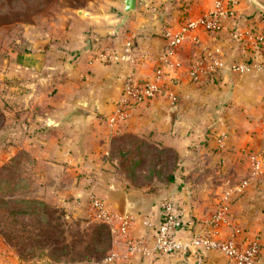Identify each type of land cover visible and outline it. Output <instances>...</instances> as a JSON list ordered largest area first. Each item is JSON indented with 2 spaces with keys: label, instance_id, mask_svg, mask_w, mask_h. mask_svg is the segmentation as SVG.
Masks as SVG:
<instances>
[{
  "label": "crops",
  "instance_id": "1",
  "mask_svg": "<svg viewBox=\"0 0 264 264\" xmlns=\"http://www.w3.org/2000/svg\"><path fill=\"white\" fill-rule=\"evenodd\" d=\"M123 1L96 0L94 11L78 12L68 26L75 35L63 42L67 51L52 50L50 43L39 48L31 38L34 44L27 48L6 52L0 33V167L25 152L34 167L33 195L62 209L66 218L85 216L81 210H87L91 196L114 215L130 216L126 238L106 225L110 252L123 256L115 264H191L193 259L176 255H129L125 242L151 244L160 223L159 204L166 198H177L192 235L207 225L224 192L238 190L230 226L219 229L227 235L237 228L256 237L263 249L257 264H264V75L231 69L256 56L249 36L264 35V0H240L220 32H192L170 58L163 32H176L214 0H136L134 12L117 30ZM86 42L91 48L81 52ZM102 49L128 50L132 61L92 63ZM62 53L64 58L56 59ZM166 59L179 68L161 96L133 108L125 125L112 130L106 119L123 78L150 77ZM193 66L196 80L189 74ZM148 149L172 154L169 183L166 176L164 184L154 185L139 156ZM252 158L260 162L257 172ZM131 165L138 168L128 169ZM233 177L240 183L229 186ZM141 180L147 183H135ZM202 256L207 264H223L216 253Z\"/></svg>",
  "mask_w": 264,
  "mask_h": 264
},
{
  "label": "built area",
  "instance_id": "2",
  "mask_svg": "<svg viewBox=\"0 0 264 264\" xmlns=\"http://www.w3.org/2000/svg\"><path fill=\"white\" fill-rule=\"evenodd\" d=\"M240 0H214L210 9L199 17L187 19L176 32L166 30L163 38L168 42L166 56L173 57V50L178 48L186 38L195 31L217 33L222 30L223 20L239 5ZM253 43L256 56L249 64H234L231 69L240 74L250 73L252 70L260 71L264 75V35L249 36ZM92 63L105 65L131 62L128 50L102 49L94 54ZM179 68L177 61L166 59L157 66L150 77L141 79L129 74L122 80V89L115 103L113 113L107 117V125L114 131H119L125 125L128 113L135 107L142 106L159 98L165 89L168 77L175 74ZM190 77L196 80L198 70L193 66ZM251 168L254 172L260 169V162L256 158L251 159ZM247 185L242 184V188ZM238 190H229L223 193L217 209L212 212L207 225L196 233L187 235L182 217L184 208L176 197L166 198L159 204L160 223L154 228V239L149 244L145 239L126 240L129 255L139 254L144 258H152L158 255H176L186 259H193L191 264H207L202 254L213 252L221 256L223 264H257L262 254V245L256 237L243 236L242 232L235 228L229 234H223L220 226L229 227L232 219L230 213L232 201ZM90 207L95 220L98 223L114 226L117 235L126 238L132 218L130 216H116L109 211L106 204L100 198L92 196ZM147 228L152 227L149 221L144 222ZM123 258L116 251H111L104 259L105 264H115Z\"/></svg>",
  "mask_w": 264,
  "mask_h": 264
},
{
  "label": "rangeland",
  "instance_id": "3",
  "mask_svg": "<svg viewBox=\"0 0 264 264\" xmlns=\"http://www.w3.org/2000/svg\"><path fill=\"white\" fill-rule=\"evenodd\" d=\"M95 2L96 0H0L2 46L6 52L25 49L34 44L30 41L32 38L37 40L36 44L39 48L50 43L54 46L52 50H66L65 47H62L65 45L63 42L75 35L68 29V26H71L70 22L76 18L78 12H91L98 8L99 5ZM56 55L59 56L56 59L64 58L62 57L63 53ZM7 58L9 60V56ZM72 60L67 59L64 62H72ZM139 156L145 162L143 166L149 168L154 185L164 184V177L169 175L172 168V154L160 155L155 150L149 149V152L143 156L140 153ZM140 166L143 167L142 164ZM33 170L32 160L25 152L20 153L17 159L4 165L0 169V199H4V197L28 198L42 202L33 195L36 184L34 180H30ZM239 178L233 177L229 186L240 183ZM135 183L146 184L147 182L141 180ZM90 198L85 205L87 210L84 208L81 210L85 214L81 218H72L71 216L66 218V213L63 211V215L59 216L57 221L61 226V232L56 238L49 239V241L46 239L47 237L33 238L37 231H32L34 229L30 228L31 221L28 218H20L14 222L12 216L7 217L5 205L0 206V264H15L13 261L9 262L10 257L19 261L20 264H24L22 261L39 262L40 264L92 262L105 264L104 259L110 253V249L108 250L110 231L107 226L95 220L89 204ZM9 207L11 210L12 208L13 210H20V208L32 210L34 205L15 204L13 206V204H9ZM35 207L39 208V206ZM32 221L36 228L38 220L32 219ZM102 227L105 229L104 233H98ZM27 231L31 234L27 235ZM27 238H33V240H27ZM42 240L46 243L41 244Z\"/></svg>",
  "mask_w": 264,
  "mask_h": 264
},
{
  "label": "trees",
  "instance_id": "4",
  "mask_svg": "<svg viewBox=\"0 0 264 264\" xmlns=\"http://www.w3.org/2000/svg\"><path fill=\"white\" fill-rule=\"evenodd\" d=\"M115 151H118V149H115ZM147 152H149V149L147 150ZM20 153H22V152H20ZM19 154L17 156H19ZM17 156L12 158L10 161L12 162V160L17 159ZM131 166H133V167H131ZM131 166H129L128 169H134L137 167V165H131ZM2 168H3V166L0 167V169H2ZM169 182H170V176L168 175L166 184ZM9 204H13V206H15V204H20L22 206L34 205V208L32 210H24L23 208H20V210L19 209L13 210V208H12V210H11V207H9ZM4 205H5L7 217L12 216L14 222L17 219L24 218V217L28 218L31 221L30 228L34 229L32 231H37V233L33 235L34 236L33 238H35V237H47L46 239H48V241H49V239L56 238L57 235L60 234V232H61V229H60L61 226L57 221L60 218L59 216L63 215V210L57 208L56 206H52V205L46 204L44 201L41 202V201L34 200V199L33 200L28 199V198L16 199V198H10V197H4V199L3 198L0 199V206L2 207ZM35 206H39V208L36 209ZM32 219L38 220V224H37L36 228H34V221H32ZM104 230H105L104 227H102L101 231L98 230V233L99 232L104 233ZM26 234L29 235V234H31V232L27 231ZM33 238H27V240H33ZM27 240H25V242L30 244ZM103 240L101 242L102 244H103ZM110 241L111 240L109 239L108 250L110 249ZM107 242H108V239H107L106 243ZM40 243L43 244L46 242L42 240ZM15 246H17V245H15ZM106 250H107V246L105 247L104 251L106 252ZM109 252H110V250H109ZM22 262H24V264H40L39 262H31V261H22ZM54 264H56V263H54Z\"/></svg>",
  "mask_w": 264,
  "mask_h": 264
},
{
  "label": "water",
  "instance_id": "5",
  "mask_svg": "<svg viewBox=\"0 0 264 264\" xmlns=\"http://www.w3.org/2000/svg\"><path fill=\"white\" fill-rule=\"evenodd\" d=\"M123 9H122V20L121 23L118 25L116 28L117 30L123 26V24L128 20L130 14L134 12L135 7H136V0H124L123 3ZM91 45L89 42H86V46L82 48L81 52H86L90 50ZM80 113H83L82 111H79Z\"/></svg>",
  "mask_w": 264,
  "mask_h": 264
}]
</instances>
